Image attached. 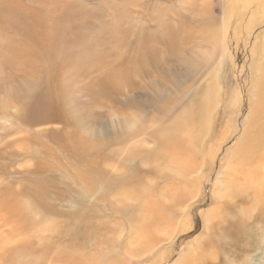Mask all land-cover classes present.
Listing matches in <instances>:
<instances>
[{
	"label": "bare ground",
	"instance_id": "obj_1",
	"mask_svg": "<svg viewBox=\"0 0 264 264\" xmlns=\"http://www.w3.org/2000/svg\"><path fill=\"white\" fill-rule=\"evenodd\" d=\"M223 2L219 20L209 0H0V119H14L21 126L13 136L8 129L5 153L51 169L47 160L64 162L66 171L76 172L67 174L78 182L84 199L103 203L101 213L106 204L135 200L132 212L124 215L132 221L133 246L127 247L120 233H111L103 264L119 259L117 254L121 259L151 254L170 238L164 235L168 226L163 211L146 198L155 184L141 169L152 174L150 165L171 163L180 177L189 176L182 186L195 185L189 203L204 196L196 160L205 152L214 112L223 100V59H232L233 73L239 51L248 55L249 93L245 99L240 90L232 98L228 93L225 102L229 108L247 107L226 157L227 178L218 175L211 199L252 205L264 193V0ZM229 132L225 129L222 135ZM145 137L154 139L153 146ZM214 149L210 159L220 150ZM111 159L119 163L117 170L111 168ZM142 178L144 185L139 184ZM44 186L43 181L32 182L21 193L30 196L46 218L49 193ZM112 194L116 198L107 197ZM177 201L180 204V199L172 202L174 208L179 207ZM70 204L80 207L78 200ZM211 217L204 221L206 232L214 228ZM220 221L225 226L226 220ZM57 233L59 241L65 238ZM104 233L97 227L92 237L103 245ZM200 238L191 242L180 264H201L206 253ZM59 241L54 243L60 246Z\"/></svg>",
	"mask_w": 264,
	"mask_h": 264
},
{
	"label": "rangeland",
	"instance_id": "obj_2",
	"mask_svg": "<svg viewBox=\"0 0 264 264\" xmlns=\"http://www.w3.org/2000/svg\"><path fill=\"white\" fill-rule=\"evenodd\" d=\"M152 1L154 0H146L147 3ZM161 1L166 3L171 1V4L174 2V0ZM209 1L215 16L220 20L223 17L225 6L223 0ZM142 16L145 17V14L142 13ZM171 17L173 18V15H171ZM255 32L257 33L259 31ZM224 55L228 57L230 52L228 51ZM234 58V64L237 66L233 73L230 68L232 59H227V61L225 60L226 58L223 59V68L219 74V78H222L223 100H221L222 102L217 111L214 112V128L213 132L205 140V152L201 154L203 155L202 157L200 156V158L196 160V165L200 169V172L197 173V180L204 196L198 198L196 202L191 201V203H189L191 194L196 190L195 185L190 189L182 186L180 184L181 181L189 176L180 177L178 167L171 165V163H169L168 167L160 165V168L150 165L152 174L147 173L146 169H141L145 172L142 173V175H147L155 184L154 193L146 195V198L152 199L156 206L163 211L165 220H167L165 221V225L168 226L164 235L166 238L170 235V238L162 243L161 246L156 249L157 251L155 250L151 254L149 253L148 255L146 254L140 257L126 256L127 259L124 256H122L121 259L120 257L122 254H117L119 258L117 259L118 261L111 262L109 258L107 264H175L177 260H180V264L184 259L183 255L186 254L187 248L190 246L191 242L198 237H201L199 243L203 246L206 253V257L203 258L201 264H246L245 261L264 264V193L261 194L260 198L258 197L259 200H257V202L253 203L254 206L253 204L250 205L251 203L246 205L240 201L238 205H242L239 206L230 205L232 204H229L230 201L227 204H219L218 202L217 204L212 202L211 199V192L215 187L218 175L221 174L222 177L227 178L225 167L228 161L227 156L231 151L230 145L232 143L234 144L236 139L235 136L239 135L238 129L242 125V118L246 112L245 108L247 107L245 103L239 108L238 106L229 108L225 102L228 100L226 97L228 93L230 98H232L234 93L240 90L244 95V99L247 98V94L249 93V77L247 73V66L249 65V61L247 60L248 55L244 51H239L238 57ZM172 64L176 65V62L172 61ZM148 114L152 117V109H149ZM6 119L7 118L0 119V263L73 264L74 262L76 264H83L86 262L85 264H87V262H89L91 264V261L96 262L97 260L96 263L103 264L105 259L104 251L111 240V233H120L127 241V247L133 246V242L130 244L129 241L132 233V221L129 220L128 216L124 215L132 212L134 207L131 201L135 202V200H120L118 203L106 204L107 208L105 213H101L103 212L101 207L103 206V203H101L102 200L100 199L101 204H98L99 200L94 201L91 197L88 198L89 196H87L85 200L84 194L78 189V182L76 180H71L70 175L67 174L68 171L71 174L76 172L70 169L66 171V164L64 162L62 163L65 164V167L62 168V163L53 159L47 160V162L55 168L51 169L49 166L38 167V163L26 164V160H20L16 158V156L9 157L8 154L5 153V140H8V137H6V135H8V129L13 130L11 134V136H13L21 126L14 119H10V123L7 122ZM225 129L228 130V132L231 130L229 133L234 136L230 140L229 138L231 135H222ZM225 136L228 137L227 141ZM145 138L146 142H150L149 144L153 146L154 139L152 137ZM222 141L223 143H221ZM218 147L220 149L219 152L215 155L214 159H210L208 153L213 154L215 151L214 148ZM32 148L35 152L40 151L39 147L36 145H33ZM44 153L46 154L45 151ZM110 162L112 164L111 168L116 170L119 168V163L114 161V159H111ZM136 163L139 164L141 162L137 161ZM171 167L174 169L173 175H171ZM52 172L54 175H51ZM139 172L140 170L137 169L136 173ZM37 181H43L46 189L45 191L49 193H45V201L48 205V211L50 212L46 218L31 197L28 195L24 196L21 193L22 190H25L26 185ZM241 181L243 180L240 178L239 182L241 183ZM139 184H145L144 178L139 181ZM6 193L9 195L6 196ZM107 197L116 198V195L112 194ZM174 199H180V204L177 201V204H179L177 208H174V204L176 203H172ZM77 200L80 207H75L74 204H70V202H77ZM15 204L16 206H14ZM185 207H187L186 210ZM215 208L218 209V212L215 211ZM182 210L185 211L182 213ZM210 216H212L211 223L214 228L206 232L204 221ZM16 217L18 219H16ZM219 217L220 220H226L225 226L220 223ZM178 223H180L179 226ZM97 227H103L105 229L103 236L106 241L103 245L92 237ZM107 228H109L108 233L106 231ZM40 231H43L44 235H42L43 232L41 233ZM37 232H40V234H37ZM57 232H63L65 238L59 241V233ZM202 232L206 234L202 236ZM55 233H57V235H54ZM37 239H40V241ZM55 241H59L61 245H56V243H54ZM101 241L102 240H100V242ZM23 242L27 244V246L24 245ZM86 246H88L89 249L85 248ZM17 247L19 249L15 250ZM64 247L67 248L65 249ZM80 256L81 259L78 260ZM92 257H96V259L94 260ZM261 257L263 261H260ZM80 261L83 263H78Z\"/></svg>",
	"mask_w": 264,
	"mask_h": 264
}]
</instances>
